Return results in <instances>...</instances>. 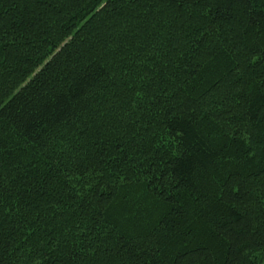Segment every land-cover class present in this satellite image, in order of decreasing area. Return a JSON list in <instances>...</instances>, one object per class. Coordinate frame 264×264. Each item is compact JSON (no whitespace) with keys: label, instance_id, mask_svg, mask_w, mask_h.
I'll list each match as a JSON object with an SVG mask.
<instances>
[{"label":"trees","instance_id":"16d2710c","mask_svg":"<svg viewBox=\"0 0 264 264\" xmlns=\"http://www.w3.org/2000/svg\"><path fill=\"white\" fill-rule=\"evenodd\" d=\"M0 264H264V0H0Z\"/></svg>","mask_w":264,"mask_h":264},{"label":"snow or ice","instance_id":"6c2138e0","mask_svg":"<svg viewBox=\"0 0 264 264\" xmlns=\"http://www.w3.org/2000/svg\"><path fill=\"white\" fill-rule=\"evenodd\" d=\"M75 164H76L77 167H79L80 162L79 161H75Z\"/></svg>","mask_w":264,"mask_h":264}]
</instances>
